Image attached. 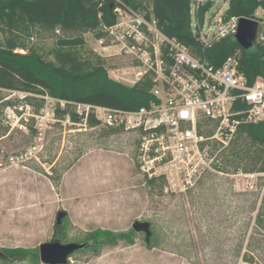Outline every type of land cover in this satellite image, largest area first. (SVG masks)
Returning <instances> with one entry per match:
<instances>
[{"label": "rangeland", "instance_id": "rangeland-1", "mask_svg": "<svg viewBox=\"0 0 264 264\" xmlns=\"http://www.w3.org/2000/svg\"><path fill=\"white\" fill-rule=\"evenodd\" d=\"M211 2L205 24L228 6V0ZM196 3L191 0L192 11ZM19 35L29 51L50 61L59 39L81 35L84 42L76 47L81 59L100 58L108 75L120 76L126 85L134 79L129 57L115 54V46H100L89 31L30 26ZM9 36L0 28L1 45ZM6 94L0 90V151L21 152L36 142L41 149L38 160L0 172V264H45L38 246L57 238L58 211L66 212L60 242H80L92 234L101 241L72 253L69 264H237L241 254L264 262V175L252 191H237L230 177L214 176L186 194L172 193L161 179L148 184L134 163L132 135L123 129L73 125L57 110V120L46 127L37 129L32 122L27 133H8L2 116ZM30 101L36 111L43 106L39 97ZM67 111L73 113L71 105ZM135 221L150 223L149 245L143 232L132 229ZM13 248L33 255L22 259L4 252Z\"/></svg>", "mask_w": 264, "mask_h": 264}, {"label": "built area", "instance_id": "built-area-1", "mask_svg": "<svg viewBox=\"0 0 264 264\" xmlns=\"http://www.w3.org/2000/svg\"><path fill=\"white\" fill-rule=\"evenodd\" d=\"M196 1L194 9L201 4ZM113 12L114 22L102 26L105 34L96 41L102 47L115 46V54L129 57L135 70L132 84L146 74L151 76L153 98L148 105L134 110L113 109L59 99L47 93L0 88L7 92L2 100L5 102L2 116L8 133H27L32 122L37 129L46 127L48 122L57 120L54 117L57 110L64 111L65 120L77 126H87L89 116L93 115L95 125L105 124L129 132L138 169L147 179L163 180L165 189L172 193L186 194L214 176L230 177L237 191H252L264 172L242 169L229 172L225 157L241 124H264V76L249 82L235 55L219 66L196 57L186 45L157 27L150 8L134 9L122 3ZM205 14L202 23L194 18L191 24L192 34L201 44L234 38L241 17L226 18L225 11L217 10L205 24ZM245 18L258 23L253 45L264 48V32L259 30L264 8L258 7L253 17ZM121 79L124 80L120 76L115 78ZM36 97L43 101L37 111L30 101ZM69 105L79 121L71 119ZM40 139L38 135L37 140ZM40 149L36 142L21 152L5 155L0 151V172L24 167V162L31 158L38 160L36 154ZM237 264L264 262L241 254Z\"/></svg>", "mask_w": 264, "mask_h": 264}, {"label": "trees", "instance_id": "trees-1", "mask_svg": "<svg viewBox=\"0 0 264 264\" xmlns=\"http://www.w3.org/2000/svg\"><path fill=\"white\" fill-rule=\"evenodd\" d=\"M143 2L145 0H0V28L10 34L6 43L0 44V88L47 93L59 99L113 109L134 110L148 105L153 98L150 93L153 86L151 76L146 74L131 85L111 78L100 58L91 63L79 57L76 47L84 42L81 35L59 39L53 52L54 61L29 51L20 40L19 31L30 26L65 32L89 31L98 39L105 34L102 26H108L115 20L113 8L122 3L134 9L150 8L157 27L168 37L186 45L196 57L219 66L227 57L235 55L239 60V69L249 82L257 76H264L263 47L254 44L245 50L233 37L203 45L193 36L192 21L195 18L199 23L203 22L211 0L199 4L193 11L191 0H150L149 6ZM260 6L264 8V1L228 0L225 17H253ZM259 30L264 32V21L259 23ZM58 113L62 115L65 112L58 110ZM70 117L79 121L75 113H71ZM96 123L95 117L90 115L88 125ZM225 165L232 171L264 172L263 123L241 124L238 127L225 157ZM157 180L151 178L147 182L154 186ZM61 224L55 223V237L60 240L63 235ZM103 234L110 241L114 240L111 232L104 231ZM119 237L126 236L119 234ZM80 242H90L84 248L87 249L101 241L92 234ZM4 252L22 259L33 255L21 248L5 249Z\"/></svg>", "mask_w": 264, "mask_h": 264}, {"label": "water", "instance_id": "water-1", "mask_svg": "<svg viewBox=\"0 0 264 264\" xmlns=\"http://www.w3.org/2000/svg\"><path fill=\"white\" fill-rule=\"evenodd\" d=\"M258 29V23L254 20L241 17L238 20L236 32L234 34L235 42L245 50L253 46L255 35ZM66 215L65 211H58L55 223L61 224L62 218ZM132 229L136 232H143L145 242L149 245L151 235L150 223L147 221H135ZM90 242H60L59 237L52 241L43 242L38 246V255L41 262L45 264H68L69 256L77 250L84 249ZM71 264V263H70Z\"/></svg>", "mask_w": 264, "mask_h": 264}, {"label": "flooded vegetation", "instance_id": "flooded-vegetation-1", "mask_svg": "<svg viewBox=\"0 0 264 264\" xmlns=\"http://www.w3.org/2000/svg\"><path fill=\"white\" fill-rule=\"evenodd\" d=\"M76 252V251H75ZM4 254L0 252V258H3ZM69 264V263H68Z\"/></svg>", "mask_w": 264, "mask_h": 264}, {"label": "crops", "instance_id": "crops-1", "mask_svg": "<svg viewBox=\"0 0 264 264\" xmlns=\"http://www.w3.org/2000/svg\"><path fill=\"white\" fill-rule=\"evenodd\" d=\"M124 83V82H123ZM126 84V83H125ZM132 83H130L129 85H131Z\"/></svg>", "mask_w": 264, "mask_h": 264}]
</instances>
